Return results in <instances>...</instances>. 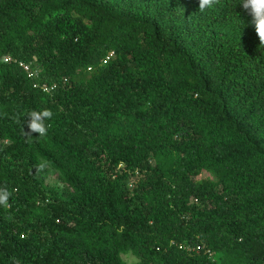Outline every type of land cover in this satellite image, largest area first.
Listing matches in <instances>:
<instances>
[{"label":"trees","instance_id":"trees-1","mask_svg":"<svg viewBox=\"0 0 264 264\" xmlns=\"http://www.w3.org/2000/svg\"><path fill=\"white\" fill-rule=\"evenodd\" d=\"M250 20L238 0H0V264H264Z\"/></svg>","mask_w":264,"mask_h":264},{"label":"clouds","instance_id":"clouds-1","mask_svg":"<svg viewBox=\"0 0 264 264\" xmlns=\"http://www.w3.org/2000/svg\"><path fill=\"white\" fill-rule=\"evenodd\" d=\"M219 3L220 0H198L199 11L203 12L205 11V9H211L214 5H217ZM238 3L241 5L242 10L251 17L250 24L254 28V31L258 36L260 47L264 48V0H238ZM111 56V51L106 52L105 55L100 59V63H106ZM87 69H89V67H87ZM52 117V111L46 107L30 109L25 112L22 117L23 123L21 125V135L25 137L26 142H31V138L33 136L41 138L45 137L48 133L49 128L51 127V124L48 122L52 120ZM11 195L12 193L6 186H0V207H3L6 210L10 208L9 197Z\"/></svg>","mask_w":264,"mask_h":264},{"label":"built area","instance_id":"built-area-1","mask_svg":"<svg viewBox=\"0 0 264 264\" xmlns=\"http://www.w3.org/2000/svg\"><path fill=\"white\" fill-rule=\"evenodd\" d=\"M4 59L5 60H9V57L5 56ZM18 66H20L22 68V70L26 72V74L28 76L35 75L36 74V71L35 70H32V67L30 66V62H28V63L18 62ZM32 86L33 87H36V84L33 83ZM55 86L56 85L54 83H50V84L49 83H42V84L39 85V87L41 88V90L43 92H49V91L53 90L55 88Z\"/></svg>","mask_w":264,"mask_h":264},{"label":"rangeland","instance_id":"rangeland-1","mask_svg":"<svg viewBox=\"0 0 264 264\" xmlns=\"http://www.w3.org/2000/svg\"><path fill=\"white\" fill-rule=\"evenodd\" d=\"M200 177H210L208 174L203 173L200 175ZM49 179L53 180L52 177H49ZM121 258L127 263V264H134L135 258L131 256L130 254H124L121 256Z\"/></svg>","mask_w":264,"mask_h":264}]
</instances>
